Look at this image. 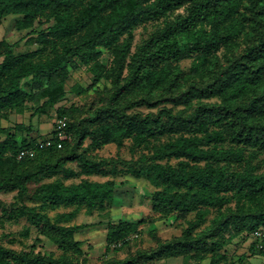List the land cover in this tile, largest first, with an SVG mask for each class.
I'll list each match as a JSON object with an SVG mask.
<instances>
[{
    "label": "trees",
    "instance_id": "obj_1",
    "mask_svg": "<svg viewBox=\"0 0 264 264\" xmlns=\"http://www.w3.org/2000/svg\"><path fill=\"white\" fill-rule=\"evenodd\" d=\"M9 15L22 16L18 30H28L39 48L16 54L15 45L0 42V112L4 118L9 110L26 102L35 104V113L56 106L66 95L67 69L77 68V62L90 65L95 81L111 78L116 90L112 106L97 109L92 117L67 121L68 138L62 149L37 148L32 159L18 160L17 154L47 137L27 134L18 139L17 132L0 127V192L17 191L24 197L29 182L45 173L58 174L68 160L78 161L86 175H117L112 161L91 159L87 152L108 144L121 147L130 140L132 153L143 152L128 174L154 188L150 193L152 211L195 217L182 237L138 258L181 256L186 263L193 258L199 264L211 256V264H218L225 255L209 246V240L224 246L227 231L233 232L231 237L246 232L252 238L254 231L264 230V0H0V24ZM51 21L52 25L38 31L37 27ZM141 25L151 26L152 31L133 51L134 31ZM249 27L252 34L259 32V38L241 60L235 59L238 61L234 60L209 87L180 95V102L191 106V113L173 114L168 110L164 116L142 117L127 114L125 107L118 105L124 93L144 90L151 94L189 76L192 70L203 72L222 48L237 50ZM180 36L187 41L181 42ZM101 48L114 55L109 69L99 62ZM193 57L188 72L173 73L172 63ZM121 80L125 81L123 85ZM246 97L250 99L243 101ZM202 99L216 100L210 103ZM69 113V109H63L56 119ZM16 128L31 130L22 124ZM71 133L77 143L69 153L60 154L68 150ZM86 138L90 143L79 152ZM145 150L151 151V156ZM65 177L75 178L77 174L65 170ZM124 183H47L40 186L38 199L52 207L104 209L116 196L129 192ZM228 193L232 195L227 197ZM233 198L237 201L235 209L230 206ZM212 208L218 215L211 226L193 236ZM15 214L26 217L38 233L46 234L64 251L58 258L37 253L22 258L23 263L85 264L74 262L68 251L83 255V243L74 236L89 225H60L74 219L75 212L60 215L56 223L34 209ZM146 222L109 223L104 254L115 252L118 248L112 246L116 243L127 245L128 238L138 234ZM250 252L264 256L263 251L256 250L254 241ZM1 254L0 264H12ZM101 264H138V260L109 257Z\"/></svg>",
    "mask_w": 264,
    "mask_h": 264
},
{
    "label": "rangeland",
    "instance_id": "obj_2",
    "mask_svg": "<svg viewBox=\"0 0 264 264\" xmlns=\"http://www.w3.org/2000/svg\"><path fill=\"white\" fill-rule=\"evenodd\" d=\"M22 18L21 15H9L5 17L0 24V42L6 41L15 45V53L33 52L39 48L32 37L29 36L28 30L20 31L17 28V22ZM52 25V21L37 27L38 31ZM152 31L151 26L141 25L134 31V40L132 50L135 51L137 46L146 39ZM249 27L246 34L241 38L237 50H228L222 48L216 58H211V63L203 72L199 73L192 70L190 75H185L179 81L168 83L160 89H155L151 94H146L144 90L138 92L124 93L117 103L120 107H125L127 114H139L142 117L158 115L164 116L166 111L170 110L173 114L180 111L191 113V106H186L180 102V95L188 91H199L209 87L214 80L228 68L232 62L241 60L246 53L247 48L255 45L259 38V32ZM181 42H186L185 37L180 36ZM99 62L107 69L113 64L114 55L111 50L101 48ZM195 57L185 59L180 63H172L173 73L188 72ZM238 59V60H235ZM235 60V61H234ZM246 60V59H245ZM78 63L77 68H68L65 77L66 95L54 107H48L43 113H35V104L26 102L16 109L9 110L7 119L0 112V127L7 128L16 133L20 139L22 136L30 135L34 137L45 138L53 131L56 118L59 111L69 109L70 115L64 118L69 123L76 122L82 117H92L97 109L107 107L112 104V95L116 90L115 84L111 78H103L95 81L94 74L90 70V65H81ZM234 64V63H233ZM222 73V74H223ZM202 74V75H201ZM125 81L121 80V85ZM27 88L26 85H24ZM264 91V87L261 88ZM127 92V91H126ZM261 93V92H259ZM146 98V100L144 99ZM250 99L246 97L243 101ZM216 99H202L205 102H215ZM194 100L192 105H196ZM118 106V107H119ZM72 110H74L72 112ZM24 125L30 127V131H19L17 126ZM70 146L67 151L60 154L69 153L70 149L77 143V139L71 133L69 135ZM90 141L86 138L79 146V152L84 151ZM130 140H125L123 146L117 147L114 144H108L102 149L88 150L87 155L91 159L109 160L116 167L117 175H86L84 167L76 160L65 161L63 169L56 175L45 173L37 180L28 184V194L20 197L17 191L0 192V252L1 256L10 260L12 264H25L22 258L34 256L37 253L44 255H53L58 258L64 254L46 234L38 233L35 225L27 220L26 217L17 216L16 211L23 209H34L37 213L45 214L52 223H56L62 214L75 212L76 216L69 222H61L60 225H89L83 231L75 234V240L82 241L83 255H76L69 250V257L77 263L101 264L102 261L110 258L117 260L137 259L138 264H196L195 259L183 261L181 256H173L168 259L145 260L139 257L141 254H148L155 250L160 244L169 243L182 237L184 231L188 228L189 223L195 220L194 215L185 218L171 215H160L152 211L150 193L154 188L144 179H136L128 174V169L136 165L141 157L142 150L136 153L130 151ZM146 155L151 156V151L145 150ZM9 154V153H8ZM55 159V158H53ZM55 160L52 161V163ZM33 164L30 168L33 169ZM111 168V166H109ZM65 170L74 171L77 177L67 179ZM109 180H115L117 183L125 182L128 184L129 192L121 193L116 196L113 202L107 203L104 209H91L87 206H60L52 207L48 203H43L38 199V190L41 185L53 182H62L65 185H74L83 181L105 183ZM230 197L232 193L225 194ZM236 199L230 203L235 209ZM226 210V207L223 208ZM218 211L215 208L210 209L206 222L198 228L193 236L207 230L212 221L217 217ZM147 219V222L139 227V233L128 238L127 245L121 242L112 247L118 249L105 255L106 234L109 223H118L119 221L137 222ZM233 232L224 233V246L212 244L214 241L209 240L208 245L217 248L216 252L224 254L225 259L220 260L218 264H264V256L256 255L250 252L252 238L244 232L238 236L231 237ZM231 237V238H230ZM38 239V240H37ZM16 258V260L14 259ZM188 259V258H186ZM211 256H207L199 264H211Z\"/></svg>",
    "mask_w": 264,
    "mask_h": 264
},
{
    "label": "built area",
    "instance_id": "obj_3",
    "mask_svg": "<svg viewBox=\"0 0 264 264\" xmlns=\"http://www.w3.org/2000/svg\"><path fill=\"white\" fill-rule=\"evenodd\" d=\"M67 127L68 124L64 118L56 119L52 133L47 138L38 140L35 147L21 149L17 154V159L34 158L37 148L56 147L57 149H62L64 141L68 138ZM251 237L255 243L256 250L264 252V230L259 229L254 231Z\"/></svg>",
    "mask_w": 264,
    "mask_h": 264
}]
</instances>
